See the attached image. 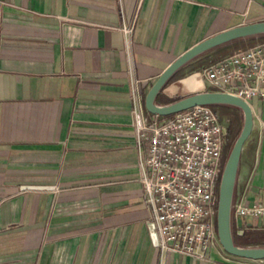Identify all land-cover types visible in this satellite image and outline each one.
<instances>
[{"label": "crops", "instance_id": "1", "mask_svg": "<svg viewBox=\"0 0 264 264\" xmlns=\"http://www.w3.org/2000/svg\"><path fill=\"white\" fill-rule=\"evenodd\" d=\"M260 20L264 0H0V264H264L154 244L133 114L141 103L152 119L147 92L190 47ZM182 70L159 104L211 89ZM250 102L234 192L245 205L264 204V96ZM232 228L264 230V214Z\"/></svg>", "mask_w": 264, "mask_h": 264}, {"label": "built area", "instance_id": "2", "mask_svg": "<svg viewBox=\"0 0 264 264\" xmlns=\"http://www.w3.org/2000/svg\"><path fill=\"white\" fill-rule=\"evenodd\" d=\"M122 29L129 34L133 26L124 24ZM198 74L213 90L230 92L251 103L253 97L264 96V42L227 55ZM133 114L139 146L147 143L140 150L139 180L158 247L163 252L209 258L222 248L216 187L228 127L212 105L148 119L143 105L137 103ZM261 214L264 204L245 205L233 199L232 219Z\"/></svg>", "mask_w": 264, "mask_h": 264}, {"label": "water", "instance_id": "3", "mask_svg": "<svg viewBox=\"0 0 264 264\" xmlns=\"http://www.w3.org/2000/svg\"><path fill=\"white\" fill-rule=\"evenodd\" d=\"M264 35V20L231 27L210 36L193 45L176 58L157 78L145 96L146 110L158 116H170L196 105L232 104L242 109L244 125L237 137L222 171L218 193L217 231L222 248L230 255L264 259V246H240L234 242L232 228V204L243 146L250 136L254 125V113L251 103L226 91L204 90L190 93L173 102L159 104L157 96L172 76L185 64L199 54L224 43L242 38ZM146 82H141V85ZM45 186L34 185L31 188L42 189ZM152 240L158 246V238L153 222H149ZM238 233H243L242 230Z\"/></svg>", "mask_w": 264, "mask_h": 264}, {"label": "trees", "instance_id": "4", "mask_svg": "<svg viewBox=\"0 0 264 264\" xmlns=\"http://www.w3.org/2000/svg\"><path fill=\"white\" fill-rule=\"evenodd\" d=\"M248 39L249 40H253V41L254 40L255 41L259 40L260 43H261V42H264V35H260L258 37L254 36V37H251V38H248ZM244 40H247V39H245V38L238 39V40H236L234 42H228L227 44L218 47L214 51H205V52L199 54L198 56H196L195 58H193L191 61H189L187 64H185L182 68H180L178 71H180L184 67H186L188 65H191V64H194V63L197 65L195 67V69L203 70L204 68L210 66L211 64H213L217 60L223 58L224 56L230 55V54L234 53L235 51L242 50L241 48L233 50V48H231V46L235 45L238 42L244 41ZM251 45H252V43H251ZM247 47H245L243 49H246ZM230 49H232V50H230ZM211 56H214V57H211ZM211 90H213V88H211ZM158 99L160 100V96L158 97ZM177 99H179V98H174L171 101H165L164 104L173 102V101H175ZM212 106L217 111V113L219 114L220 119H221V114L219 113V111L221 109H222L221 111H223V109L225 110L226 108L228 109L230 107H233V108L239 109L240 111L242 110L238 106H235V105H232V104L212 105ZM223 113L226 114V111H223ZM161 117H163V116H161ZM226 150H227V147L224 150V153L226 152ZM226 158H227V156H226ZM225 163H226V159L224 158L223 166H224ZM223 168H222V171H223ZM222 171H221V174H222ZM235 235H237V237H235ZM233 239H234V242L237 245H240V246H264V230H254V231L246 230L241 235L238 234L236 231H234Z\"/></svg>", "mask_w": 264, "mask_h": 264}, {"label": "rangeland", "instance_id": "5", "mask_svg": "<svg viewBox=\"0 0 264 264\" xmlns=\"http://www.w3.org/2000/svg\"><path fill=\"white\" fill-rule=\"evenodd\" d=\"M251 43H252V45H251ZM254 43H256L255 40L253 41V40L247 39V40L238 42L235 45H232L231 48H233V50L240 49V48L243 49V48L247 47L248 45L249 46L247 48H249L251 46H254L255 45ZM256 44H258V43H256ZM230 50H232V49H230ZM235 52H237V51H235ZM211 57H214V56H211ZM196 66L197 65L195 63L188 65V66L184 67V69L179 73V76L185 77L184 81L187 82L192 88H198L202 84V79L198 74V72H200V70L195 69ZM221 110L219 111V113L221 114V121L228 127V130H229L228 146H227L226 152L224 153V158L227 161V158L231 152V149H232L237 137L239 136V134L243 128L244 115H242V114H244V113L242 112V110L240 111L239 109H236L233 107H230L228 109L226 108L225 110L223 109V111H226V114H224L223 111H221ZM226 156H227V158H226ZM224 166H225V164H224ZM221 178H222V174H220L219 178H218L217 187H216V194L219 193ZM233 233H234V230H233ZM235 237H237V235H235Z\"/></svg>", "mask_w": 264, "mask_h": 264}, {"label": "bare ground", "instance_id": "6", "mask_svg": "<svg viewBox=\"0 0 264 264\" xmlns=\"http://www.w3.org/2000/svg\"><path fill=\"white\" fill-rule=\"evenodd\" d=\"M200 76V75H199Z\"/></svg>", "mask_w": 264, "mask_h": 264}]
</instances>
